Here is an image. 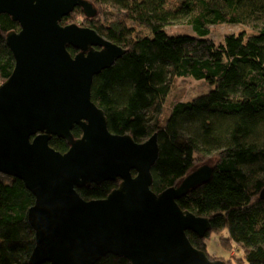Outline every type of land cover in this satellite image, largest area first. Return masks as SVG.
<instances>
[{"label":"trees","instance_id":"obj_1","mask_svg":"<svg viewBox=\"0 0 264 264\" xmlns=\"http://www.w3.org/2000/svg\"><path fill=\"white\" fill-rule=\"evenodd\" d=\"M86 1L93 6L90 16L78 7L61 24L91 28L126 51L92 85V101L104 111L109 131L131 135L138 143L157 134L159 157L151 171L156 194L216 157L211 180L178 201L181 209L210 218L212 229L204 239L191 231L187 236L211 260L264 264V0ZM178 25L190 27L194 35L169 31ZM218 25L247 30L216 42L210 35ZM0 29L1 85L15 68L6 36L20 26L3 15ZM68 50L73 56L79 52ZM187 77L213 88L173 103L164 116L174 82ZM72 134L81 138V128L75 126ZM49 144L63 154L69 150L63 138L52 137ZM6 177L0 180V264H29L36 239L28 212L35 197L23 181ZM120 182L78 192L87 201L104 199ZM210 233L234 252L233 259L208 253ZM97 264L130 262L108 255Z\"/></svg>","mask_w":264,"mask_h":264},{"label":"water","instance_id":"obj_2","mask_svg":"<svg viewBox=\"0 0 264 264\" xmlns=\"http://www.w3.org/2000/svg\"><path fill=\"white\" fill-rule=\"evenodd\" d=\"M78 7L87 16L93 11L86 0H0V18L20 26L6 36L15 68L0 85V173L23 181L35 197L29 264H97L108 255L130 264H227L211 260L187 236L204 239L210 218L178 204L211 180L214 167L204 164L176 186L152 191L157 134L144 143L112 134L92 101L94 78L126 51L91 28L63 26ZM68 47L79 52L73 56ZM52 137L67 140L69 150L52 148ZM118 180L104 199L87 201L78 192Z\"/></svg>","mask_w":264,"mask_h":264},{"label":"rangeland","instance_id":"obj_3","mask_svg":"<svg viewBox=\"0 0 264 264\" xmlns=\"http://www.w3.org/2000/svg\"><path fill=\"white\" fill-rule=\"evenodd\" d=\"M246 28L243 27H235V26H228V25H218V26H213L211 27V38L216 41H222L224 36L230 33H237L240 32L241 30H244ZM247 30V29H246ZM169 31L173 34H189V35H194L192 33V30L188 26L184 25H178L169 28ZM213 87L210 86L207 82L201 80H195L194 78L187 77V78H180L174 82L173 89L171 90V93L167 97V100L164 104V109L165 113L164 116H168L170 114V108L173 103L177 101H191L201 95L207 94ZM216 160V157L211 156L207 158V160L203 161L200 163L198 166L195 168H198L202 166L203 164H207L209 166L214 165ZM8 177L0 173V180L7 181ZM211 236L210 239H207V249L208 253L211 256H214L215 258L218 259H233L234 252L231 253L224 249L219 241H218V236L216 234H209ZM237 255L239 254L236 252Z\"/></svg>","mask_w":264,"mask_h":264},{"label":"flooded vegetation","instance_id":"obj_4","mask_svg":"<svg viewBox=\"0 0 264 264\" xmlns=\"http://www.w3.org/2000/svg\"><path fill=\"white\" fill-rule=\"evenodd\" d=\"M98 50H100L99 48H97Z\"/></svg>","mask_w":264,"mask_h":264}]
</instances>
